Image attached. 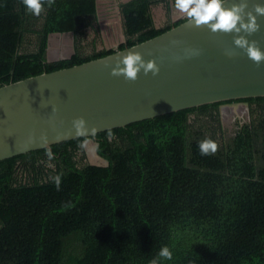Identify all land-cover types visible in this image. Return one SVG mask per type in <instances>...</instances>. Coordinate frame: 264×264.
Masks as SVG:
<instances>
[{"label": "trees", "instance_id": "trees-1", "mask_svg": "<svg viewBox=\"0 0 264 264\" xmlns=\"http://www.w3.org/2000/svg\"><path fill=\"white\" fill-rule=\"evenodd\" d=\"M158 1L119 2L125 40L97 48L86 38L99 30L96 0L52 7L43 0L39 16L22 0H0V85L105 55L186 19L156 27ZM54 31H72L69 57L47 59ZM245 99L264 105V95ZM221 102L109 128L111 142L105 129L1 159L0 264H264V115L252 110L250 122L223 130ZM90 138L105 165L85 161L79 145ZM205 138L218 144L215 154H200ZM165 246L171 260L158 256Z\"/></svg>", "mask_w": 264, "mask_h": 264}, {"label": "water", "instance_id": "water-1", "mask_svg": "<svg viewBox=\"0 0 264 264\" xmlns=\"http://www.w3.org/2000/svg\"><path fill=\"white\" fill-rule=\"evenodd\" d=\"M233 2L238 0H224V6ZM256 2L264 4V0H249V9ZM182 17L186 19L130 46L0 85V160L77 137L73 120L78 117L85 118L90 134L92 127L101 131L208 102L223 101L218 104L223 116L238 106L247 110L242 98L264 95V61L257 65L236 47V33H213ZM258 23V32L240 35L257 41L264 51V16L258 17ZM61 33L73 34L49 33L48 60H53L48 55L51 35ZM185 49H198L200 54L186 57ZM226 49L235 50L236 55L229 57ZM129 51L141 53L146 61L155 59L160 72L145 75L141 69L135 81L113 76L117 60ZM43 134L46 145L40 139Z\"/></svg>", "mask_w": 264, "mask_h": 264}, {"label": "clouds", "instance_id": "clouds-1", "mask_svg": "<svg viewBox=\"0 0 264 264\" xmlns=\"http://www.w3.org/2000/svg\"><path fill=\"white\" fill-rule=\"evenodd\" d=\"M22 3L30 14L35 16L41 14L43 0H22ZM54 3L55 0H47L49 7H52ZM224 4V0H175L174 7L180 13L185 14L190 24L194 27L207 26L213 33H236L237 35L234 36L235 46L243 49L248 58L259 65L264 61V51L260 49L257 41H249L246 35H240V33L251 35L260 30L261 26L258 23V17L264 16V4L256 2L251 9H249V0H238V2H233L230 7H225ZM172 43L177 44L178 41H173ZM199 54L200 50L198 49H185L186 57ZM225 54L232 57L236 55V52L233 49H226ZM174 58L180 60L184 57L175 56ZM141 69H143L145 75L151 72L155 76L160 72V67L155 59L146 61L141 53L129 51L121 59L117 60L111 74L113 76H123L129 81H135L138 79ZM55 110L53 109V111ZM86 124L84 117H78L73 120V127L76 130L77 137H87L89 135L94 137L97 134L98 129L96 127H92L89 134V128ZM60 136L61 134H58L57 139H60ZM113 138V131L108 129L107 139L111 142ZM40 139L42 144L46 145L48 143L46 134H43ZM88 143V140L85 139L79 147L86 149ZM198 148L201 155L207 156L216 153L218 144L211 138H205L199 142ZM46 155L49 160L53 159V153L50 148L46 149ZM52 179L59 190L61 177L57 175ZM158 256L171 260L173 254L165 246L159 251ZM150 264H157V261L152 260Z\"/></svg>", "mask_w": 264, "mask_h": 264}, {"label": "rangeland", "instance_id": "rangeland-1", "mask_svg": "<svg viewBox=\"0 0 264 264\" xmlns=\"http://www.w3.org/2000/svg\"><path fill=\"white\" fill-rule=\"evenodd\" d=\"M119 1L121 0H97L99 30L98 32H95L89 29L86 36L88 41L92 38H96L97 48H101L103 46H115L124 38L122 17L119 10ZM164 1L165 0H159L156 4L152 5V12L155 18L154 20L158 25L162 24L166 20L165 18L167 15L165 13L168 11V9L166 8ZM73 46V34H53L51 35L49 43L48 55L50 59L67 56L72 52ZM89 48L90 46H88L86 49ZM233 113H237L239 116L244 117V110L239 106L236 110L230 109L229 113L227 112L226 114L232 115ZM223 117L225 119L226 115ZM224 121L225 129L229 131L227 128V126L230 127L228 123L229 120L226 121L225 119ZM88 142V147H92L93 143H95L91 140H88ZM88 147L85 149V161L92 165V163H90L87 159ZM101 154L105 157L103 152ZM84 170L87 172L91 171V169L88 167H84Z\"/></svg>", "mask_w": 264, "mask_h": 264}, {"label": "flooded vegetation", "instance_id": "flooded-vegetation-1", "mask_svg": "<svg viewBox=\"0 0 264 264\" xmlns=\"http://www.w3.org/2000/svg\"><path fill=\"white\" fill-rule=\"evenodd\" d=\"M121 1H125V0H121ZM120 1V2H121ZM156 4V3H155ZM151 12H152V7H151ZM166 20L162 23V24H160V25H158V24H156L155 22H154V25L156 26V27H158V26H161V25H164L165 23H167L168 21H175V20H173L172 19V16H171V14L169 15V16H166V18H165ZM155 21V20H154ZM123 34H124V32H123ZM125 40V34H124V38L121 40V41H124ZM120 41V42H121ZM119 43V42H118ZM117 43V44H118ZM116 44V45H117ZM110 47V46H109ZM241 101H247V104H248V109L247 110H244V108H243V110H244V117H241V116H239L237 113H233L232 115H231V119L229 120V126L230 127H228L227 126V128L229 129V131H231V132H233V130L235 129V128H237V126H240V125H242L243 123H245V122H250L251 121V118H252V110H255V113H261L262 115H264V105L262 106V105H256V104H250L249 103V100L248 99H241ZM218 116H219V120H220V125H221V128L224 130L225 129V125H224V122L225 121H223V115H224V113H222L221 112V110L218 108ZM227 116V115H226Z\"/></svg>", "mask_w": 264, "mask_h": 264}, {"label": "bare ground", "instance_id": "bare-ground-1", "mask_svg": "<svg viewBox=\"0 0 264 264\" xmlns=\"http://www.w3.org/2000/svg\"><path fill=\"white\" fill-rule=\"evenodd\" d=\"M87 158H88V161L92 164H96V165L106 164L105 158L96 152V150L94 149V146L88 147Z\"/></svg>", "mask_w": 264, "mask_h": 264}, {"label": "crops", "instance_id": "crops-1", "mask_svg": "<svg viewBox=\"0 0 264 264\" xmlns=\"http://www.w3.org/2000/svg\"><path fill=\"white\" fill-rule=\"evenodd\" d=\"M96 2H97V0H96ZM119 2H120V1H119ZM164 3H165L166 8L168 9V11H167L165 14H166L167 16H169V15L171 14L172 19H173V18H174V19H179V18H182V16L185 15V14H182V13H180L178 10L175 9V7H174V2H173V4L171 5V4H170V0H165ZM152 7H153V6H152ZM152 16H153V20H154L155 18H154L153 12H152ZM154 22H155V21H154Z\"/></svg>", "mask_w": 264, "mask_h": 264}]
</instances>
